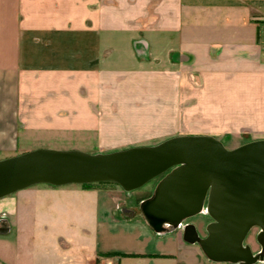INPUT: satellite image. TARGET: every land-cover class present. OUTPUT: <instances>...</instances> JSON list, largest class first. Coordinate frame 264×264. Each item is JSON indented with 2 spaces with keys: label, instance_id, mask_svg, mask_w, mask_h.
<instances>
[{
  "label": "crops",
  "instance_id": "0c3cea01",
  "mask_svg": "<svg viewBox=\"0 0 264 264\" xmlns=\"http://www.w3.org/2000/svg\"><path fill=\"white\" fill-rule=\"evenodd\" d=\"M263 24L264 0H0V160L61 135L106 146L138 104L263 140ZM16 204L0 199V264H229L184 239L188 225L206 237L201 215L156 233L142 211Z\"/></svg>",
  "mask_w": 264,
  "mask_h": 264
},
{
  "label": "water",
  "instance_id": "95a60500",
  "mask_svg": "<svg viewBox=\"0 0 264 264\" xmlns=\"http://www.w3.org/2000/svg\"><path fill=\"white\" fill-rule=\"evenodd\" d=\"M140 209L156 232L173 231L207 215L206 237L194 225L184 239L214 262L256 264L264 259V139L227 149L217 138L186 135L153 146L87 154L34 150L0 160V199L40 184L112 182L127 193L160 178ZM258 229L260 253L246 239Z\"/></svg>",
  "mask_w": 264,
  "mask_h": 264
},
{
  "label": "rangeland",
  "instance_id": "374dc122",
  "mask_svg": "<svg viewBox=\"0 0 264 264\" xmlns=\"http://www.w3.org/2000/svg\"><path fill=\"white\" fill-rule=\"evenodd\" d=\"M138 90L142 91V89ZM156 105L154 109L152 108L154 112L142 113L146 106L151 107V105L138 104L137 108L141 111L139 117L114 121L115 125L108 129L111 132L103 141L106 146H103L97 137L61 135L48 142L39 143V149L36 150L79 151L94 155L111 152L106 148L111 147L110 145H117L115 148L119 150L133 146H153L173 137L201 132L213 133L210 136L219 139L227 149H235L261 138L242 130L233 133L228 127L226 128L224 122L220 126V122L191 120L194 118L167 121L162 119L161 110L155 111ZM157 106L161 108L160 104ZM203 107L208 110L210 106L206 103ZM125 140L130 142L125 143ZM160 180L161 177L154 179L141 189L129 193L114 183L96 184L89 189L78 184L64 186L40 184L17 191L12 196L17 198L16 211H66L65 208L67 211H141L140 204L153 195ZM192 219L186 222L195 221ZM210 221L211 219L203 214L196 219L195 222L201 227L203 235H206L205 228ZM258 232V229H252L245 242L253 252L261 250L256 241ZM14 235L8 240L19 243L15 233Z\"/></svg>",
  "mask_w": 264,
  "mask_h": 264
},
{
  "label": "trees",
  "instance_id": "16d2710c",
  "mask_svg": "<svg viewBox=\"0 0 264 264\" xmlns=\"http://www.w3.org/2000/svg\"><path fill=\"white\" fill-rule=\"evenodd\" d=\"M108 183H112V182H102V183H97V185H103V184H108ZM115 184V183H114ZM96 184H85V185H82L84 188L86 189H89L91 188L92 186H94ZM116 253H110L108 256H111V255H115Z\"/></svg>",
  "mask_w": 264,
  "mask_h": 264
},
{
  "label": "built area",
  "instance_id": "2783aa9c",
  "mask_svg": "<svg viewBox=\"0 0 264 264\" xmlns=\"http://www.w3.org/2000/svg\"><path fill=\"white\" fill-rule=\"evenodd\" d=\"M262 30V37H263V41H264V24L262 25V28H261Z\"/></svg>",
  "mask_w": 264,
  "mask_h": 264
}]
</instances>
